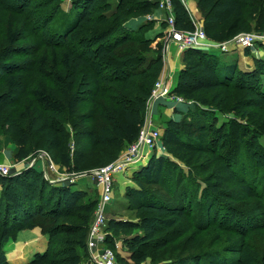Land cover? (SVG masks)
Segmentation results:
<instances>
[{
  "label": "trees",
  "instance_id": "1",
  "mask_svg": "<svg viewBox=\"0 0 264 264\" xmlns=\"http://www.w3.org/2000/svg\"><path fill=\"white\" fill-rule=\"evenodd\" d=\"M71 1L70 10L66 11L61 0H52L51 13L43 17L57 20L56 37L66 41L73 39L65 48L67 66L57 71L58 78L51 80L52 87L47 85L48 90L41 98L31 100L32 107L28 111L20 112L18 107L24 97L33 94L27 84L9 83L10 66L6 58L0 59V126L19 149L17 161L43 150L68 174L81 175L90 168L92 158L101 149L111 151L108 160H113L123 147L139 138L148 101L165 68V43L162 42L165 35L150 38L126 26L133 11L141 8L143 13H151L158 2ZM252 1L258 3L197 0L204 13L207 36L223 42L247 32L246 9L258 13L256 28L263 32L264 0ZM173 4L176 28L193 31L194 24L186 6L181 0H173ZM211 27L214 31H210ZM128 42L141 48L124 49ZM183 54L184 67L174 93L190 101L191 106L230 108L244 119L260 122L254 110L263 112L264 92L258 88L261 74L257 65L250 71L240 69L237 62L229 63L223 56L211 53L209 48H188ZM240 94L242 97L237 98ZM85 101L91 105L87 111L81 107ZM202 116L200 112L198 117ZM199 119L197 126L206 128L205 121ZM181 131L182 125L170 120L163 144L186 167L167 156H153L148 164L135 171L137 187L127 193L129 208L137 217L109 219L107 230L113 235L108 236L107 244L114 248L115 236L124 235L134 264H142L147 259V254L140 255L143 248L153 243L161 247L168 245L160 237L174 230L188 215L187 206H193L188 194L196 197L201 192L203 199L214 203H224L227 197L237 195V191L229 190L226 178L232 180L237 174L232 162L238 150L235 148L228 156L214 151L215 155L209 157L212 149L204 136L192 141L182 136ZM214 158L219 165L215 166ZM223 170L226 177L222 175ZM256 173L253 170L248 173L250 182ZM186 179L185 186L180 187V182ZM146 184L163 187L176 202L155 196ZM47 187L49 195H46ZM86 196L77 185L48 181L42 172L33 168L9 176L0 174V264H10L7 244L19 232L35 229L42 218L52 221L47 230L50 245L29 264H94L87 240L98 199L85 202ZM249 219L250 223L264 224V217ZM244 223L237 220L230 226L231 230L245 233L247 223ZM244 249V240L238 237L229 245L230 259L223 258L220 251H213L200 258L181 256L160 264H242Z\"/></svg>",
  "mask_w": 264,
  "mask_h": 264
},
{
  "label": "rangeland",
  "instance_id": "2",
  "mask_svg": "<svg viewBox=\"0 0 264 264\" xmlns=\"http://www.w3.org/2000/svg\"><path fill=\"white\" fill-rule=\"evenodd\" d=\"M119 1L115 0V3L117 4ZM133 1L125 0V3L129 4ZM143 1L140 0V2ZM149 1L158 2L159 4L160 0ZM195 1L197 2V0ZM50 2L52 0H0V59L6 58V62L10 66L9 83L27 84L30 93L33 94L24 97V102L18 107L20 112L31 109V100L36 97L41 98V95L48 90L47 85H51V80L58 78L57 71L67 66L65 48L73 38L70 37L66 41L61 37H56L54 29L57 20L49 21L43 18L45 13L50 14L52 11L53 3ZM250 2L258 3L252 0ZM71 3V0H61L64 10L71 7ZM158 9H161L159 5L147 14L143 13L141 8L136 9L127 18V28L130 25L132 26L131 31L135 33L141 31L140 34L147 37H153L157 30H162V34L165 35L162 40L165 43V48L169 50L171 46H175L178 52L184 53L177 44H168L171 35V28L165 20L168 13L166 12L165 17H161L164 19H160L155 16ZM187 10L189 11V9ZM189 13L192 22L193 20L200 21L205 32H209L205 26L204 13L199 5L197 11H189ZM246 16L249 23L247 33L263 34L264 31H258L256 28L258 13L246 9ZM210 31H214V28L211 27ZM230 40L219 42L208 37L209 51L223 56L229 54L228 52H237L236 47H243L249 56L248 60L254 64V67L250 69L246 67L247 70H254L255 65L260 68L259 74L261 75L259 76L258 88L264 92V65L262 64V60H264V42H257L253 46L234 44L228 47L227 44ZM223 47H227V50H222ZM128 48L141 47L134 42H128L124 49ZM245 61L243 59L242 62ZM241 64L243 65V63ZM239 68L242 69L240 65ZM161 77L167 79L173 94L172 96L159 98L153 104L152 127L161 132V140L157 142V148L146 149L144 158L134 164L139 165L137 169L134 170L132 169L134 166H131L129 169L114 175V191L111 203L107 208L108 218L134 219L137 217L136 213L129 208L127 193L130 188L137 187L134 181L135 171L148 164L153 156L164 155L186 167L181 160L170 154L163 144L165 128L170 120H175L182 125L181 134L185 138L196 141L202 139L203 136L205 137V142L212 149L209 157L215 155V153L220 156H228L227 154L233 152L235 148L238 150V155L234 157L232 162L234 168H237V174L232 180L229 177V180L226 178L229 190L237 191V195L232 194V197H227L224 203L221 201L214 203L210 199H203L201 192L196 197L194 194H188L190 199L193 200V206H187L189 209L188 215L174 230L160 237L168 243L166 247L153 243L143 248L140 255L147 254L148 257L142 264H160L178 259L181 256L200 258L204 253L213 251H220L223 258L230 259L232 253L229 251V245L238 237L243 238L245 245L242 253V264H262L264 260V224L250 223L248 219L254 216L260 219L264 217V196L262 195V192H264V110L260 112L251 109L257 112L255 115L260 117V122H258L253 119H244L236 112L230 111V108L219 110L216 107L202 108L190 104H177L174 101L176 93L173 92L176 86L175 83L173 84L172 80L165 76L164 70ZM241 97V94L237 95V98ZM81 107L83 111H87L91 108V105L88 101H85ZM200 112L203 113L202 117H198ZM197 118L205 121L207 127L200 129L196 123ZM68 129L71 131L70 125H68ZM133 144H127L123 147L113 160H108L111 151L101 149L94 155L90 162V168L85 173L72 181L63 180L61 183L63 185L75 184L83 189L87 193L84 198L85 202L99 199L101 194L99 182L93 173L119 159ZM12 146H15L13 139L5 135L3 128L0 126V163L9 166L12 174H18L26 169L33 168L42 172L45 178L52 182L74 175L68 174L64 168L56 165L43 150H40L35 156L17 161L15 156L9 154ZM214 159L215 166L219 165V161L216 158ZM251 170L257 172L253 182H250L248 174ZM222 175L227 176L224 170ZM185 182H187V179L182 183L180 182V187H184ZM146 188L155 196L168 202L176 200L174 197L169 196L168 191L159 185L146 184ZM46 195H49V187H47ZM234 218L235 220H232ZM237 220L239 222L243 220L244 225L247 223L244 228L245 233L231 230L230 226ZM51 223L52 221L49 218L39 219L35 231L23 230L17 234L15 239L11 240L6 246L10 264H29L36 255L45 253L50 245V236L47 230ZM36 232L40 233L39 238H43L38 245L40 249L38 251L27 249L24 244L27 243L25 241L28 239L22 240L23 236L28 237L29 234H36ZM113 242L119 263L123 264L121 261H124V263L134 264L133 255L125 243L124 235H116ZM20 244L25 247L21 248Z\"/></svg>",
  "mask_w": 264,
  "mask_h": 264
},
{
  "label": "built area",
  "instance_id": "3",
  "mask_svg": "<svg viewBox=\"0 0 264 264\" xmlns=\"http://www.w3.org/2000/svg\"><path fill=\"white\" fill-rule=\"evenodd\" d=\"M182 3L187 6L188 0H181ZM159 7L168 13L166 22L171 28V35L168 39V44L175 43L181 51H185L188 48H209L208 36L202 23L198 20H193V31H181L176 28L175 24V8L173 0H160ZM257 42H264V33L255 34L243 32L236 35L229 45H243L253 46ZM222 50H227V47H223ZM168 49L164 50V63L167 62ZM172 90L168 85V81L165 77H160L153 88L151 97L148 101V108L146 113L145 124L141 130L140 136L133 146L123 154L119 159L111 164L97 170L93 173L94 177L98 178L100 188V198L94 216L91 221L90 231L87 240L88 250L91 254V260L94 264H120L115 252V249L107 244L108 236L113 234L107 230L109 218L107 216V208L111 203L112 195L114 191V175L119 172H123L139 162L144 158L147 148H157V142L161 140L162 134L158 129L153 128V104L159 98L172 96ZM174 101L177 104H190L191 102L182 96L175 94ZM49 157V155L45 152ZM50 158V157H49ZM0 174L3 176H9L12 174L9 166L0 163ZM79 175H72L66 179H62L54 182H61L63 180L72 181Z\"/></svg>",
  "mask_w": 264,
  "mask_h": 264
},
{
  "label": "crops",
  "instance_id": "4",
  "mask_svg": "<svg viewBox=\"0 0 264 264\" xmlns=\"http://www.w3.org/2000/svg\"><path fill=\"white\" fill-rule=\"evenodd\" d=\"M187 6H188L189 11H191V12L198 10V4L195 0L187 1ZM70 8L71 7H68V9H66V11L70 10ZM165 15H166V11L163 9H158L155 13V16H158L160 19H164L161 17H165ZM128 27H129V29L132 28V26H130V25ZM159 34H162V30H159V31L157 30L156 34L153 35V37H155V36L157 37ZM153 37H150V38H153ZM235 50L237 52H235V53L228 52L229 54L223 55V58H225L226 61L229 63L237 62L238 65H240L242 67V69L247 70L246 67H248L249 69L254 67V64L252 63V61L248 60L249 56L246 54L245 49H243V47H236ZM235 50H232V51H235ZM183 55H184L183 53L177 51L175 46H171L169 51H168V54H167L168 59H167V62L165 64L164 74L167 78H170L172 80L173 84L175 83V85L177 84L179 74L184 67ZM243 59L246 61L242 62ZM241 63H243V65ZM175 77H176V79H175ZM173 87H174V85H173ZM18 151H19V149L15 145V146H12L11 150L9 151V154L16 157L18 154ZM133 166H134V168H132V169H134V170L139 167V165H133ZM35 230L36 229H34L32 231H35ZM38 232H36V234H29L28 237L23 236L22 240L28 239L25 241L27 243L24 244L27 247V249L30 248V249H34L36 251H38V249H40L38 245H39V242L43 240V238L38 237L40 235V233H38ZM22 244H20L21 245L20 247L21 248L25 247Z\"/></svg>",
  "mask_w": 264,
  "mask_h": 264
}]
</instances>
